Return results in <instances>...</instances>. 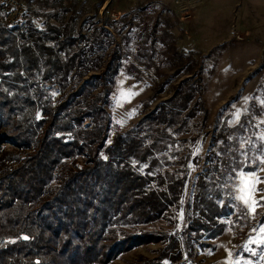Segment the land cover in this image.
<instances>
[{"label": "trees", "instance_id": "obj_1", "mask_svg": "<svg viewBox=\"0 0 264 264\" xmlns=\"http://www.w3.org/2000/svg\"><path fill=\"white\" fill-rule=\"evenodd\" d=\"M93 31L38 39L29 18L17 30L0 25V264H110L156 243L163 247L142 264H194V245L234 208L244 210L226 199L230 171H219L211 153L191 182L159 163L172 145L162 136L182 113L192 115L200 83L184 79L105 145L111 88L125 67L108 28ZM46 84L59 89L55 104ZM2 143L13 150L3 153ZM77 157L83 167L65 168ZM181 200L185 232L127 231L164 220Z\"/></svg>", "mask_w": 264, "mask_h": 264}, {"label": "rangeland", "instance_id": "obj_2", "mask_svg": "<svg viewBox=\"0 0 264 264\" xmlns=\"http://www.w3.org/2000/svg\"><path fill=\"white\" fill-rule=\"evenodd\" d=\"M21 1L27 7V19L41 33L32 35L35 38L79 32L88 36L101 23L120 45L125 68L111 88L105 145L169 99L184 79L191 77L200 83L197 100L189 104L194 107L192 115L182 113L175 119L176 126L162 136L172 145L158 157L159 163L167 166L165 171L184 175L185 182H191L197 171L207 168L211 153L218 158L219 171H230L224 178L228 181L226 199H233L244 210L234 208L233 216L219 220L213 232L194 245L192 262L264 264V34L248 37L237 32L233 41L201 55L180 49L174 41L178 14L159 3L118 0L122 3L115 5L116 0H111L112 6L103 8V0ZM44 90L53 104L59 100L57 87L46 84ZM1 146L3 153L13 150L8 143ZM244 162L250 170L244 169ZM84 163L85 158L77 157L64 166L83 167ZM183 204L181 200L179 206L170 207L164 220L127 231L185 232ZM162 247L160 243L139 245L110 264H142L155 258Z\"/></svg>", "mask_w": 264, "mask_h": 264}, {"label": "crops", "instance_id": "obj_3", "mask_svg": "<svg viewBox=\"0 0 264 264\" xmlns=\"http://www.w3.org/2000/svg\"><path fill=\"white\" fill-rule=\"evenodd\" d=\"M144 1L132 0L134 3ZM149 1L162 4L178 14V37L174 41L189 53H211L218 46L233 41L237 32L248 37L264 34V0H196L191 5L177 3V0ZM122 2L116 0L114 3ZM107 4L109 8L113 3L103 0V8ZM185 13H189V17L184 21Z\"/></svg>", "mask_w": 264, "mask_h": 264}, {"label": "built area", "instance_id": "obj_4", "mask_svg": "<svg viewBox=\"0 0 264 264\" xmlns=\"http://www.w3.org/2000/svg\"><path fill=\"white\" fill-rule=\"evenodd\" d=\"M196 0H177V3L184 2L191 5ZM27 7L21 0H0V20L3 28L5 26H21L23 28L27 22ZM189 13L184 14L188 18Z\"/></svg>", "mask_w": 264, "mask_h": 264}, {"label": "bare ground", "instance_id": "obj_5", "mask_svg": "<svg viewBox=\"0 0 264 264\" xmlns=\"http://www.w3.org/2000/svg\"><path fill=\"white\" fill-rule=\"evenodd\" d=\"M7 27H9V28H19L21 26H7Z\"/></svg>", "mask_w": 264, "mask_h": 264}, {"label": "snow or ice", "instance_id": "obj_6", "mask_svg": "<svg viewBox=\"0 0 264 264\" xmlns=\"http://www.w3.org/2000/svg\"><path fill=\"white\" fill-rule=\"evenodd\" d=\"M243 198V197H242ZM247 203V201H245ZM253 211H254V208H253Z\"/></svg>", "mask_w": 264, "mask_h": 264}]
</instances>
